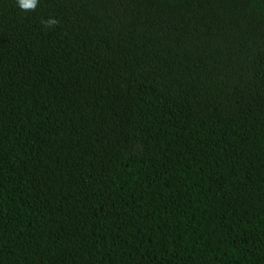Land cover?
<instances>
[{"label": "trees", "instance_id": "16d2710c", "mask_svg": "<svg viewBox=\"0 0 264 264\" xmlns=\"http://www.w3.org/2000/svg\"><path fill=\"white\" fill-rule=\"evenodd\" d=\"M0 264H264V0H0Z\"/></svg>", "mask_w": 264, "mask_h": 264}, {"label": "clouds", "instance_id": "9594fccd", "mask_svg": "<svg viewBox=\"0 0 264 264\" xmlns=\"http://www.w3.org/2000/svg\"><path fill=\"white\" fill-rule=\"evenodd\" d=\"M17 6L25 12L35 11L39 6V0H16ZM41 24L45 29H51L59 24V20L49 16L48 18H42Z\"/></svg>", "mask_w": 264, "mask_h": 264}]
</instances>
